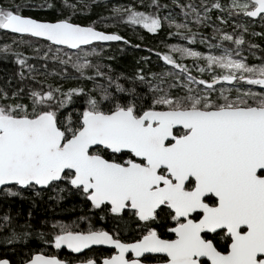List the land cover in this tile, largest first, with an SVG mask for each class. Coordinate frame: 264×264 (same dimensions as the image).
<instances>
[{"label": "snow or ice", "instance_id": "snow-or-ice-1", "mask_svg": "<svg viewBox=\"0 0 264 264\" xmlns=\"http://www.w3.org/2000/svg\"><path fill=\"white\" fill-rule=\"evenodd\" d=\"M23 6L0 4V30L68 46L66 59H53L71 64L82 76L87 67L96 69L93 77L105 75L99 71V62L92 65L88 59L97 53L94 42L125 40L117 32L98 29L95 22H73L71 13L40 19L23 14ZM62 6L77 9L71 0H62ZM153 6L156 11L151 10ZM159 7L157 0H150L148 10L131 3L126 7L113 5L112 15L156 33L162 25ZM180 7L186 21L169 20V24L187 29L178 35L191 41L196 34L187 18L196 24L206 23L209 8L220 9L222 5L201 0L198 5ZM227 8L229 15L244 13L264 20V0H231ZM213 35H218L217 43L223 49L218 55L173 44L167 45L170 51L159 53L168 65L186 75L183 79L166 71L149 75L153 79L173 76L183 92L173 94L169 90L172 85L163 87L162 78L157 83L149 80L152 96L148 104L140 101L135 89H125L111 77L108 79L116 93L128 92L130 98L122 100L103 85L95 86L98 96L83 87L64 90L48 85L47 90L30 87L29 103H24L19 98L20 89L9 94L0 87V186L5 193L19 195L18 189L25 186L35 189L63 181L59 191L70 186L92 207L107 205L106 213L121 219L127 211L140 222L136 238L123 240L91 221L81 230L73 223L55 221L47 242L57 249L66 246L79 252L89 245L114 246L99 261L88 257L72 264H264V90L222 87L214 95L217 82L246 81L264 86V62L248 64L220 44L228 40L240 45L242 35L218 28ZM172 52L179 53L181 60L204 61L199 71H207L211 79L192 76L188 65ZM0 53L12 54L21 68L31 71L26 56L14 52L9 44L0 45ZM137 71L135 78L143 81L144 75ZM17 75L25 77L23 71ZM73 94L85 95L83 106L74 115H64L62 109ZM157 221L168 225V238L150 226ZM5 227L9 228L5 237L9 241L29 235L17 232L8 214L0 217V229ZM23 227L29 226L25 223ZM144 254L156 255L145 260ZM0 264L11 261L0 257ZM23 264L69 262L32 251Z\"/></svg>", "mask_w": 264, "mask_h": 264}, {"label": "trees", "instance_id": "trees-1", "mask_svg": "<svg viewBox=\"0 0 264 264\" xmlns=\"http://www.w3.org/2000/svg\"><path fill=\"white\" fill-rule=\"evenodd\" d=\"M23 4L21 11L25 15H31L40 19H56L61 15L68 16L71 13L73 22L87 24L95 22V26L104 31L117 32L125 37L124 41L110 43H93L92 47L97 49V53L88 57L92 65L99 62V71L105 73L104 76H92L96 71L94 67H87L85 75L73 68L71 64L61 63L60 59H53L54 56L67 58L65 53L69 51L66 47L55 46L46 40L34 38L29 35L13 34L0 30V45L9 44L14 52L23 53L27 58L28 68H21L15 61L12 54L5 56L0 53V87H5L9 94L12 90L20 89V99L24 103H29L27 93L30 87L47 90L48 85L59 86L67 90L72 87H83L86 90H92L93 95L98 96L96 85L107 86L108 90L116 94L122 100L130 98L128 92L116 93L115 85L110 84L108 77L112 80H118L125 89H135V94L139 96L144 104L150 103L151 92L149 91L148 81L157 83L161 78L165 81L163 87H168L173 94H181L183 89L179 81L173 76H157L153 79L149 73L160 74L162 72L179 74L183 79L185 73L174 66L168 65L161 59L159 53L168 52L167 45H184L192 47L198 51H213L214 54H220L223 50L217 43L218 35H213L216 28L221 31L242 35L243 41L236 45L234 41H220L226 48H231L237 56H242L248 64H259L264 62V20L261 18H249L244 13L238 14L232 12L229 15L227 8L228 0H210L211 3L219 2L222 7L209 8V19L206 23L196 24L187 18V23L191 31L195 33V38L188 41L185 37L178 35V32H187V29H177L169 24V20H175L177 23L186 21L184 12L180 5L192 3L198 5L201 0H157L159 4V15L162 18V25L156 33L149 32L142 26H133L124 21L120 16L112 15L113 5L127 6L129 3L136 5L142 10H148L147 5L150 0H71L77 5L76 10L62 6V0H0V4ZM51 4L52 7H39V5ZM87 5V7H85ZM152 11H156L153 6ZM166 17V19H165ZM219 17V19H218ZM215 26V28H214ZM173 35H169V33ZM201 34H204L203 42ZM130 41V43H129ZM211 48H206L207 46ZM57 48H62L58 52ZM75 52V50H71ZM47 53V56H45ZM172 54L182 63L188 65L192 76L203 79H211V75L205 71L200 72L199 67L204 61H195L193 58L184 57L182 60L179 53ZM144 75V80L136 79L138 71ZM18 71H23L25 77L17 75ZM121 73L123 75H121ZM11 77V79H9ZM33 77H35L33 79ZM133 78V79H129ZM226 82H217L214 95L219 93V88ZM237 87H252L256 91L264 90V86L250 85L246 81L229 82ZM200 88L204 86L199 85ZM85 100L83 94H73L72 100L62 109L64 115L75 114L76 110L82 108ZM64 185L53 184L50 187L35 189L29 187L19 188V195H8L0 189V217L8 214L12 224L15 225L17 232L27 231V237H21L19 240H7L9 228L0 229V257H7L11 264H20L30 255L32 251H41L44 254L57 255L69 263L92 257L99 261L100 257L109 254L112 250L102 247H95L86 250L80 254H73L63 248H55L48 243L53 231L52 225L55 221L64 223H73L76 230L86 229L89 221L96 226L102 227L114 235H118L123 240L136 238L138 234V220L130 218V214L125 211L123 219L106 213L107 206L94 208L90 202L82 197L78 192L71 190L67 186L64 191L59 189ZM39 192V195L35 193ZM61 197L57 199V197ZM31 213V215H29ZM79 217H86L85 220H79ZM27 223L29 227H23ZM150 226H156L161 235L168 237L167 224L157 221ZM43 233V235H41Z\"/></svg>", "mask_w": 264, "mask_h": 264}, {"label": "water", "instance_id": "water-1", "mask_svg": "<svg viewBox=\"0 0 264 264\" xmlns=\"http://www.w3.org/2000/svg\"><path fill=\"white\" fill-rule=\"evenodd\" d=\"M4 31H7V32H10V33H13V34H18V33H14V32H12L11 30H4ZM104 31V30H103ZM108 32V31H107ZM18 35H21V34H18ZM23 35H29V34H23ZM29 36H31V35H29ZM32 37H34V36H32ZM34 38H38V39H42V40H46V41H48L46 38H42V37H34ZM121 41H124V40H121ZM49 42V41H48ZM110 42H117V41H107V42H104V41H97V42H94V43H110ZM50 43V42H49ZM55 46H57V45H55ZM61 47H66V48H68V46H61ZM74 50V49H73ZM166 62V61H165ZM11 186V185H10ZM26 187V186H25ZM38 188H44V187H47V186H37ZM3 187L2 186H0V189H2ZM23 188V187H22ZM106 230V229H105ZM95 247H102V248H107V249H110V250H114V246H111V245H89V246H87V248H85V249H82V250H80L79 252H74V251H72V250H70V249H68L66 246H61V248H63V249H65L66 251H68V252H70V253H73V254H80V253H82V252H84V251H86V250H89V249H91V248H95ZM47 255V254H46ZM144 255H147V254H144ZM150 255H156V254H150ZM20 264H23V262L22 263H20ZM69 264H72V263H69Z\"/></svg>", "mask_w": 264, "mask_h": 264}, {"label": "rangeland", "instance_id": "rangeland-1", "mask_svg": "<svg viewBox=\"0 0 264 264\" xmlns=\"http://www.w3.org/2000/svg\"><path fill=\"white\" fill-rule=\"evenodd\" d=\"M231 3V0H228V4H230ZM239 15L240 14H242V13H238ZM206 48H211V47H206ZM222 87H227V88H230V89H233V91H234V89H235V87H237V86H235V85H232V84H230L229 82H226L224 85H222L220 88H222ZM219 88V89H220Z\"/></svg>", "mask_w": 264, "mask_h": 264}, {"label": "flooded vegetation", "instance_id": "flooded-vegetation-1", "mask_svg": "<svg viewBox=\"0 0 264 264\" xmlns=\"http://www.w3.org/2000/svg\"><path fill=\"white\" fill-rule=\"evenodd\" d=\"M246 15V14H245ZM247 16V15H246ZM248 17V16H247ZM249 18H252V17H249ZM252 19H255V18H252ZM204 86V85H202ZM107 206V205H106ZM167 228H168V225H167ZM169 237V236H168ZM166 237V238H168ZM155 255H150V254H147V255H144V259L145 260H151Z\"/></svg>", "mask_w": 264, "mask_h": 264}]
</instances>
